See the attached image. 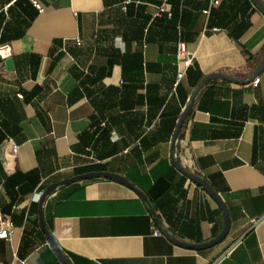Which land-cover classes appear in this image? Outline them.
I'll list each match as a JSON object with an SVG mask.
<instances>
[{"label": "crops", "instance_id": "0c3cea01", "mask_svg": "<svg viewBox=\"0 0 264 264\" xmlns=\"http://www.w3.org/2000/svg\"><path fill=\"white\" fill-rule=\"evenodd\" d=\"M33 1L0 0V212L13 224L0 264H61L38 227L37 195L93 171L134 184L180 241L217 236L222 214L170 165V142L205 76L243 79L258 65L264 15L250 0ZM179 41L193 60L175 86ZM257 79L205 86L177 144L181 164L225 203L221 243L190 251L153 236L136 194L98 178L42 206L69 262L264 264V72Z\"/></svg>", "mask_w": 264, "mask_h": 264}, {"label": "water", "instance_id": "95a60500", "mask_svg": "<svg viewBox=\"0 0 264 264\" xmlns=\"http://www.w3.org/2000/svg\"><path fill=\"white\" fill-rule=\"evenodd\" d=\"M251 3L255 6V8L264 15V2L262 0H250ZM264 72V56H262L260 62L255 67V69L251 72V74L247 78H236L231 75L222 73V72H214L205 76L194 88L191 96L188 99V102L184 109L182 110L179 119L176 123L174 132L172 134L171 142H170V165L177 171L181 176L185 177L188 181L194 184L196 187L201 189L205 194H207L218 206L221 214H222V228L221 231L218 233L217 236L212 238L211 240L200 243V244H190L177 239L173 234H171L165 225L162 223L161 219L159 218L157 212L155 211L154 207L151 205V202L148 200L147 196L139 190L134 184L129 182L123 176L118 174L110 173V172H87L80 175H75L70 178L64 179L62 181L52 183L48 185L39 195L38 197V227L40 231L46 237L49 247L54 252L55 256L59 260L61 264H71L67 257L59 250L57 247L53 237L48 232L44 219H43V211L42 206L45 203L46 199L51 196L55 191L65 186L80 183L83 181L91 180V179H106L114 181L127 189L131 190L136 196L146 205L154 223L158 227V230L161 234L165 236V238L174 244L175 246L190 250V251H202L209 248L216 246L217 244L221 243L225 237L228 235L229 227H230V218L225 206L224 201L222 200L221 196L209 185V183L202 177L194 174L193 172L186 169L179 160V154L177 152V144L179 142V137L182 131V128L187 121L190 112L194 106L195 101L199 97L201 91L204 89L205 86L212 82H225L232 85L237 86H245L251 85L257 77Z\"/></svg>", "mask_w": 264, "mask_h": 264}, {"label": "built area", "instance_id": "2783aa9c", "mask_svg": "<svg viewBox=\"0 0 264 264\" xmlns=\"http://www.w3.org/2000/svg\"><path fill=\"white\" fill-rule=\"evenodd\" d=\"M35 6L37 5L35 1L30 0ZM217 2H214V5H216ZM164 12V8L162 6L157 8V11L155 13V16H158L159 14ZM203 13H207V11H204ZM175 55H176V59H177V72H176V80H175V86L178 84V82L183 78L185 71L191 66L192 64V55L187 51L186 45L184 42L179 41L176 44V50H175ZM0 56L1 58H6L8 56V52L7 50H5L4 47H0ZM258 79H256L252 85H257ZM11 152L12 153H16V148L12 147L11 148ZM41 194V192L37 195L39 197V195ZM13 229V224L10 221L9 218H7L6 216H4L1 212H0V240L1 241H8L10 234L12 232ZM153 236L155 237H161L162 234L160 233V231L158 229H155L153 231Z\"/></svg>", "mask_w": 264, "mask_h": 264}]
</instances>
